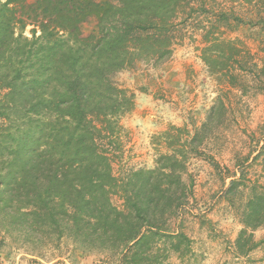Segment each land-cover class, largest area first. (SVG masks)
Listing matches in <instances>:
<instances>
[{
    "label": "trees",
    "instance_id": "16d2710c",
    "mask_svg": "<svg viewBox=\"0 0 264 264\" xmlns=\"http://www.w3.org/2000/svg\"><path fill=\"white\" fill-rule=\"evenodd\" d=\"M192 3L0 0V215L27 231L38 222L48 231L66 230L75 249H97L108 264H169L171 255L187 257V236L160 224L165 212L174 215L179 206L170 186L181 183L185 147L160 153L156 170L117 180L107 142L133 108L132 96L112 77L143 62L167 60L182 17L195 11ZM92 20L96 30L84 33L81 26ZM28 26L29 38L23 34ZM204 43L203 64L211 74L227 76L232 87L235 71L259 69L253 59L237 68L239 58H252L238 41L208 30ZM259 70L264 73V66ZM171 129L178 143L182 132L190 135L186 128ZM206 130L195 128L191 141ZM254 154L264 172V145ZM207 161L219 169L213 157ZM238 173L226 170L227 193L245 185L246 172ZM154 174L168 180L152 182ZM113 195L122 208L112 203ZM263 222L264 183L249 195L236 247L241 250L245 238L252 249V231Z\"/></svg>",
    "mask_w": 264,
    "mask_h": 264
},
{
    "label": "rangeland",
    "instance_id": "374dc122",
    "mask_svg": "<svg viewBox=\"0 0 264 264\" xmlns=\"http://www.w3.org/2000/svg\"><path fill=\"white\" fill-rule=\"evenodd\" d=\"M192 4L195 11L190 18L182 17L185 22L167 60L143 62L133 71L123 70L112 77L133 101L132 110L118 121L117 132L107 142L112 175L125 180L137 171L156 170L160 153L185 147L181 183L170 186L175 192L173 204L179 206L174 215L165 212L160 224L167 231H182L190 245L187 257L180 260L171 255L169 264H264V222L252 231L256 244L252 249L245 238L242 249L236 247L249 195L264 183L261 161L252 160L264 145V73L259 70L264 66V0H193ZM95 28L94 20L81 26L86 34ZM31 29L26 27L24 36L29 38ZM208 30L223 40L238 41L243 52L249 50L252 58H239L237 68L253 59L259 69L235 71L234 87L224 74H211L201 60ZM203 125L207 130L191 141L195 128ZM171 127L186 128L190 135L182 132L178 143ZM210 156L219 164L218 170L209 165ZM227 169L246 172L245 185L232 193L226 191L229 179L223 178ZM151 177L152 182L162 184L168 180H157V174ZM111 200L122 208L119 195ZM0 221V264L109 263L97 249H75L66 230L62 234L55 228L48 231L38 222L27 231L18 220L4 215Z\"/></svg>",
    "mask_w": 264,
    "mask_h": 264
}]
</instances>
